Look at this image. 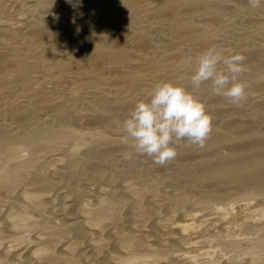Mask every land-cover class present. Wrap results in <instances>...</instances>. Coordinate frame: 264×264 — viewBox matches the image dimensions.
Returning a JSON list of instances; mask_svg holds the SVG:
<instances>
[{
	"label": "bare ground",
	"instance_id": "6f19581e",
	"mask_svg": "<svg viewBox=\"0 0 264 264\" xmlns=\"http://www.w3.org/2000/svg\"><path fill=\"white\" fill-rule=\"evenodd\" d=\"M81 3L0 0V264H264V4ZM213 47L238 105L191 83ZM161 82L213 127L157 165L122 137Z\"/></svg>",
	"mask_w": 264,
	"mask_h": 264
},
{
	"label": "clouds",
	"instance_id": "9594fccd",
	"mask_svg": "<svg viewBox=\"0 0 264 264\" xmlns=\"http://www.w3.org/2000/svg\"><path fill=\"white\" fill-rule=\"evenodd\" d=\"M73 7H82L81 0H67ZM253 9L264 4V0H248ZM245 56L236 53L222 56L214 47L203 52L198 60L191 83L199 88L211 81L215 95H222L234 104L246 99V86L239 81L244 71ZM224 65V70L219 66ZM182 79V78H181ZM150 101L137 102L130 116L123 121L126 136L137 154L147 155L157 165H164L177 156L172 145L187 140L191 145L204 148L212 131V118L205 105L180 84L161 82L150 93Z\"/></svg>",
	"mask_w": 264,
	"mask_h": 264
},
{
	"label": "rangeland",
	"instance_id": "374dc122",
	"mask_svg": "<svg viewBox=\"0 0 264 264\" xmlns=\"http://www.w3.org/2000/svg\"><path fill=\"white\" fill-rule=\"evenodd\" d=\"M69 96H71L72 98L74 97L73 93H70V95H69Z\"/></svg>",
	"mask_w": 264,
	"mask_h": 264
}]
</instances>
